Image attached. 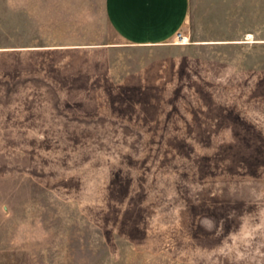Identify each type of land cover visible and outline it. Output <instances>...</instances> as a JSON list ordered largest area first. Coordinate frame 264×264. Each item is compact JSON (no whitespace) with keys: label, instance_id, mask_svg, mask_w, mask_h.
Here are the masks:
<instances>
[{"label":"rangeland","instance_id":"1","mask_svg":"<svg viewBox=\"0 0 264 264\" xmlns=\"http://www.w3.org/2000/svg\"><path fill=\"white\" fill-rule=\"evenodd\" d=\"M103 1L0 0V264H264V0L111 48Z\"/></svg>","mask_w":264,"mask_h":264},{"label":"crops","instance_id":"2","mask_svg":"<svg viewBox=\"0 0 264 264\" xmlns=\"http://www.w3.org/2000/svg\"><path fill=\"white\" fill-rule=\"evenodd\" d=\"M103 7L118 40L107 48L176 44L175 34L185 29L190 14V0H104Z\"/></svg>","mask_w":264,"mask_h":264},{"label":"built area","instance_id":"3","mask_svg":"<svg viewBox=\"0 0 264 264\" xmlns=\"http://www.w3.org/2000/svg\"><path fill=\"white\" fill-rule=\"evenodd\" d=\"M175 39H176V41L178 42H182V39H181V34L179 33V32H177L176 34H175Z\"/></svg>","mask_w":264,"mask_h":264},{"label":"bare ground","instance_id":"4","mask_svg":"<svg viewBox=\"0 0 264 264\" xmlns=\"http://www.w3.org/2000/svg\"><path fill=\"white\" fill-rule=\"evenodd\" d=\"M185 38V37H184ZM186 41H184L183 43H185Z\"/></svg>","mask_w":264,"mask_h":264}]
</instances>
